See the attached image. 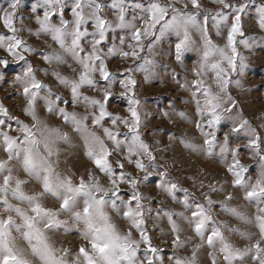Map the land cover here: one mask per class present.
<instances>
[{"label": "snow or ice", "instance_id": "1", "mask_svg": "<svg viewBox=\"0 0 264 264\" xmlns=\"http://www.w3.org/2000/svg\"><path fill=\"white\" fill-rule=\"evenodd\" d=\"M6 2L7 7L0 8V25L4 29L0 33V50L11 61L0 58V74H6L11 62L23 63L22 71L15 74L12 83L18 85V94L23 95L22 111L31 122L12 115L0 103V152L3 153L0 156V264H37V261L39 264H164L162 249L153 245L148 228L149 220L156 222L164 218L172 237L170 264H200L199 254L204 248L209 249L207 256L211 264H264V135L241 114L233 115L238 102L229 92L230 85L240 86V81L232 77L242 74L247 67L246 57L237 51L238 44L247 48L250 43L243 30V16L255 7L256 23L264 30V2L212 0L220 6L212 11L204 9L201 0H111L109 7L116 19L110 20L104 15L102 0H38L31 7L35 30L23 24L25 18L20 15V9L24 0ZM129 5L143 13L139 26L137 17L127 18ZM38 9H42V15ZM66 11L70 12L71 19L65 18ZM209 20L217 36L222 35V29H227L223 46L213 41ZM117 30L124 34L119 36L118 43L113 35L105 51L108 34H115ZM23 32L37 39L50 37L52 43L45 41L46 50L40 53L47 67L34 66L28 60L25 53L32 54L35 50L20 35ZM193 32L199 34V45L193 39ZM168 34L177 37L174 44L177 62L190 51L200 53L197 66L192 69L195 79L177 81L181 89L190 93L196 119L193 121L188 113L177 111L174 106L171 113L164 111L162 115L170 123L173 116L194 123L203 144L194 143L187 134L180 137L169 134V141L179 139L186 149L206 157L218 147L222 163L231 176L230 182L225 179L207 185L200 180L202 200L181 187L168 169L157 163L153 145L143 138L145 120L133 73L143 72L146 81L150 78L155 61L140 53L145 48L153 53L157 43ZM148 37L152 39L145 45ZM115 56L142 62L113 73L106 61ZM62 66L70 68L72 75H65ZM37 72L51 75L69 95L58 94L53 85L37 77ZM209 73H212L211 84L207 79ZM118 76L122 77L119 79L122 91L118 95L127 100V116L108 110ZM100 81L105 82L103 86ZM86 88L100 95H87ZM40 106L49 115L62 119L83 140L84 154L93 166L87 170V179L80 176L76 183L70 175L58 170L60 145L71 146L72 137L41 117ZM69 106L73 109L83 106L85 112L69 111ZM224 120L233 123L221 141L217 130ZM7 121H15L16 128L12 129ZM105 123L110 126L105 127ZM121 126L126 131H121ZM96 128L102 130V136ZM13 131L17 134L12 135ZM240 133L247 141L244 147L260 169L254 181L248 175L251 165L241 162L240 145L231 146V137ZM229 155L231 162L227 159ZM127 166H132L138 174L127 171ZM21 172L25 178H21ZM101 176L107 178V183L102 182ZM153 176L158 177L156 188L180 204L183 211L166 209L160 200H155L159 205L156 208L152 203H145L154 198L140 191V185ZM187 179L195 182L197 177ZM30 182H35L41 190H28L26 186ZM229 183L232 189L243 193L246 205L255 206L254 214L244 205L232 204L237 196L228 190ZM122 185L129 189L127 198L122 193ZM177 193H183V197L178 198ZM221 194L222 199H213V195ZM46 196L55 197L58 207L46 206ZM217 208L256 231L242 230L217 219ZM113 213L123 219L126 228L115 222ZM61 229L64 232L76 229L86 243L75 252L57 247L49 233ZM187 230L193 235H185ZM231 235L248 243L237 246L229 238ZM21 240L27 247L21 246ZM189 245L190 255L176 254Z\"/></svg>", "mask_w": 264, "mask_h": 264}, {"label": "rangeland", "instance_id": "2", "mask_svg": "<svg viewBox=\"0 0 264 264\" xmlns=\"http://www.w3.org/2000/svg\"><path fill=\"white\" fill-rule=\"evenodd\" d=\"M38 0H24V4L21 6L20 15L25 19L23 24L26 27H30L33 30L37 27L35 24V16L31 13V7L33 4H36ZM105 5L104 15L110 19L115 20L114 10L109 7L111 0H102ZM140 2H146V0H140ZM204 9H210L215 11L220 6L212 2V0H201ZM257 2H264V0H257ZM179 6V5H178ZM7 7L6 0H0V8ZM189 7H191L189 5ZM39 14L42 15V9H38ZM143 15L142 11L131 7L129 5L127 10V18L132 20L133 17H137L136 23L139 26L140 20L139 17ZM66 19H71L70 12L65 13ZM257 13L255 7H251L246 14H244L242 19L243 30L246 38H250L249 47L245 48L243 45H237V51L246 57L247 67L244 72L239 75H234L233 79H238L240 81V86L230 85L229 92L232 97L238 102V107L235 109L233 115L236 113L241 114L245 119H247L253 127H256L258 131L264 135V128H261V124H264V30L259 28V25L256 23ZM212 21L209 20V29L210 35L215 43L220 46H223L226 42L227 29H222V35L217 36L215 29L212 27ZM17 26L20 24L18 22ZM4 32L2 25H0V33ZM124 33L117 30L115 34L109 33L106 45L104 50H107V45L112 43L113 35L117 38V43L120 35ZM22 35L29 44L34 48V53L25 55L28 57V60L38 67H47L40 58L41 50L44 49L45 41L52 43L50 37L41 36L37 39L35 36H29L27 32H23ZM193 39L199 45L200 38L199 34L196 32L192 33ZM152 39L148 37L144 40L145 45ZM242 39L241 37L237 38ZM177 40L175 34L166 35L161 41L155 46L154 52L149 53L147 48L140 53L142 57H149L155 61V66L153 69V74L146 81L145 74L143 72L133 73L134 78L137 81L135 88L137 98L142 101L141 114L144 116V126L142 127L143 138L147 143L153 145L155 154L157 156V163L166 167L169 171L170 176L175 179L181 187L188 188L190 192L194 193L197 200H202L201 190L199 189V181L203 180L205 184L212 181H221L228 180L230 182L231 176L227 174L226 168L222 163L223 157H221L219 148L217 147L214 153L211 156H204L196 152H192L184 147L183 144L179 142V139L175 141H169V134H174L177 137L187 134L189 138L193 140L194 143L198 145L203 144V137L200 132L196 130L194 123H186L179 118L173 116V122H169L168 118H165L162 113L164 111L172 112V106L175 107L177 111H184L189 114L190 118L194 121L195 117V105L191 102L190 93L184 89L180 88V84L183 83L185 78L188 81L195 79V76L192 73V69L197 66L200 53L196 50L190 51L182 57L180 62H177L174 55V44ZM53 47L56 45L53 43ZM87 47V45H86ZM170 49L172 50L170 52ZM46 50V49H44ZM127 50V49H125ZM0 58H8L11 61L10 57H7V54L0 50ZM142 61H132L131 59L125 60L120 56H115L109 58L106 63L110 72L119 73L124 68L129 66H134L135 63H140ZM69 63H72L69 58ZM73 67H76L79 70L78 66L73 64ZM23 69V63L11 62L9 68L6 71V74H0V103H2L6 108L9 109L12 115L19 117L21 120H24L26 123H30V118L26 117L23 114V106L25 100L22 93H19L18 85H14L12 80L16 73L21 72ZM61 71L65 75H72V70L67 66H62ZM37 77L44 80L47 83L53 85V90L57 91L58 94L68 96L69 93L62 86H59L51 75L45 76L43 72H37ZM175 77V79L173 78ZM122 77H117V82L113 85V92L115 95L111 98L108 110L119 114L121 116H127V100L119 97V92L122 91V88L119 84V79ZM97 79H99L97 74ZM208 82L212 83V73L208 74ZM104 81H100V85H104ZM213 90L215 91V85H213ZM85 94L92 96H99L98 91H90L87 88L84 89ZM187 101V103H186ZM75 110L83 114L85 108L83 106L76 107L73 109L69 106V111ZM147 113V115H144ZM39 114L41 117L47 118L48 122L53 126H59L63 131H66L72 137L71 146L67 144H61V155L59 157V171L63 174L70 175L74 182L78 183L79 177L84 176L87 179V170L93 168L91 162L84 154V142L80 138L79 134L74 132L70 126H66L62 119L57 116H51L42 106L39 108ZM232 120H224L221 125L218 127L217 136L222 141L224 134L230 132L232 127ZM7 124H10L12 129L16 128L15 121H7ZM89 126L91 127V121H88ZM105 127H109L110 124L105 123ZM99 135H103L102 130L99 128L94 129ZM121 131H126L121 126ZM12 135L17 133L13 131ZM156 141H159V144H156ZM246 139L243 133H240L238 136L231 137V146L235 147L240 145V158L241 162L246 165H251L248 175L254 181L259 174L260 169L257 166L255 160L251 158V153L248 151L244 145L246 144ZM156 149H161L156 151ZM0 156H3V153L0 152ZM228 161L231 162V156L227 157ZM127 171L132 172L133 174H138L135 172V169L132 166H127ZM96 175H101L99 172H96ZM197 177L194 182L187 177ZM21 178H25L24 174L21 172ZM158 177L153 176L148 179L147 182L140 185V191H142L146 196L152 197L154 199L145 201V203H152L153 208L159 207L155 203V200H160L163 203V207L175 211H183V208L180 204L173 202L170 197L166 194L161 193L156 188V181ZM101 180L104 183H107V178L101 176ZM195 184V186H194ZM28 190L39 191L40 186L35 184V182H30L27 186ZM229 191H234L237 199L232 201L233 205H244L246 210L249 213L254 214L256 209L255 206H248L242 199V192H239L231 188L230 183L227 185ZM207 187L203 191H207ZM129 189L127 185H122V193L127 198V193ZM178 198L183 197V193H177ZM213 199H222L221 195H213ZM44 203L49 207H58L55 197L46 196ZM217 219L228 222L230 225H235L240 227L242 230L256 231L252 226H247L241 224L235 218L225 215L220 212L219 208L216 210ZM155 213L153 212V216ZM64 218V217H61ZM113 218L115 222L121 226V228H126L125 222L122 218L115 216L113 213ZM155 223V227L153 224ZM187 229V225H183ZM148 228L150 235L152 236L153 245L162 249V256L164 264H170L168 259L169 256L173 255L172 245H171V235L170 229L167 223V219H161L154 222L153 220L148 221ZM163 230V231H161ZM52 240L55 242L57 247H67L73 252L77 251L81 244L86 243L80 236L79 232L76 229H72L68 232H64L63 229L58 232L49 233ZM185 235H193L190 230H187ZM226 235H228L226 233ZM229 238L237 244V246H243L248 243V241L241 240L236 235H231ZM195 242H199L196 240ZM21 246L27 247L26 242L20 241ZM209 249L204 248L199 254L200 264H211L207 252ZM180 256L190 255L191 254V245L187 248L181 249L176 253ZM37 264L39 262L37 261Z\"/></svg>", "mask_w": 264, "mask_h": 264}]
</instances>
